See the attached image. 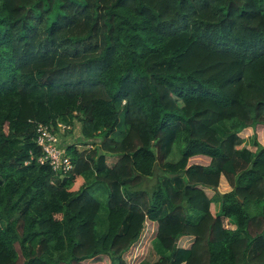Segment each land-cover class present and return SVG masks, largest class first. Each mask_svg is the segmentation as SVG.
<instances>
[{
	"label": "trees",
	"instance_id": "1",
	"mask_svg": "<svg viewBox=\"0 0 264 264\" xmlns=\"http://www.w3.org/2000/svg\"><path fill=\"white\" fill-rule=\"evenodd\" d=\"M76 122L60 178L36 127ZM259 125L264 0H0V264H264Z\"/></svg>",
	"mask_w": 264,
	"mask_h": 264
},
{
	"label": "built area",
	"instance_id": "2",
	"mask_svg": "<svg viewBox=\"0 0 264 264\" xmlns=\"http://www.w3.org/2000/svg\"><path fill=\"white\" fill-rule=\"evenodd\" d=\"M73 127L62 123L55 125L38 124L36 127L35 142L42 152V156L38 159L41 164H47L51 170L58 174L60 178L66 176L72 170V163L66 153V147H63V138L69 134ZM79 151H88L92 149L89 143L86 145L76 144ZM152 234L144 231L138 242L142 244L151 243ZM144 258V251L141 248L135 249L133 260L140 261Z\"/></svg>",
	"mask_w": 264,
	"mask_h": 264
},
{
	"label": "rangeland",
	"instance_id": "3",
	"mask_svg": "<svg viewBox=\"0 0 264 264\" xmlns=\"http://www.w3.org/2000/svg\"><path fill=\"white\" fill-rule=\"evenodd\" d=\"M76 122V129L75 127H73V129L71 130V132L69 134H71L72 138L70 140V142H74L73 144H81V135L79 134V129H80V123ZM79 127V129H78ZM241 136L242 138L245 140V144H243V146L239 147V149L241 148H247L251 151H254V147L251 146V140L252 138L255 136L256 137V140L257 142L264 147V130H263V126H257L255 127L254 129H246L244 130L242 133H241ZM98 141V140H97ZM64 142V141H63ZM63 147H65V145H63ZM179 156L176 155V156H171L169 158L170 161L172 160H176ZM207 162H208V158L206 159ZM110 161V160H109ZM207 162H198V161H192V160H189V165H192L194 163H198L200 165L202 164H207ZM224 189H220V192L221 193H226L223 191ZM105 202V201H104ZM211 211L213 212L214 211V207H211ZM155 225H153L154 227ZM227 227H230L229 225H227ZM151 228V227H149ZM138 248H142V249H145L144 251V258L141 259V261H148L150 263H153V262H156L157 260V257L155 255V253L152 251V248H151V243H147V244H142V246H139L137 245L135 248L134 246L131 248V250L128 252V254L124 257V260L127 262V263H132L134 264V260H133V251L135 249H138Z\"/></svg>",
	"mask_w": 264,
	"mask_h": 264
},
{
	"label": "crops",
	"instance_id": "4",
	"mask_svg": "<svg viewBox=\"0 0 264 264\" xmlns=\"http://www.w3.org/2000/svg\"><path fill=\"white\" fill-rule=\"evenodd\" d=\"M75 126H76V124H75ZM75 129H76V127H75ZM78 129H79V127H78ZM247 129H251V128H247ZM79 134H80V129H79ZM71 136H72L71 134H66L64 136V138H63L64 142L62 143V145L73 144L74 142H70V140L72 138ZM240 136H241V134H240ZM206 159H207L206 157L196 156V157L191 158L190 160H192V161L194 160V161L204 162L205 163V162H207ZM116 160H117V157H107V164L109 166H112V165H114V163H115ZM208 163H209V159H208L207 164H202V165L203 166H206V165H208ZM194 164H198V163H194ZM200 164H198V165H200ZM220 189H224L223 190L224 192L230 191V187L228 186V184L226 183V181L224 180V178H221V180H220V185H219V188H218V191L219 192H220ZM211 192L210 191H207V193L209 195H211ZM212 207H214V206H212ZM215 210L216 209L214 207L213 213L215 212ZM192 242H193V237L183 236V237H181V238L178 239V241H177V247L180 248V249H188L190 247V245L192 244Z\"/></svg>",
	"mask_w": 264,
	"mask_h": 264
}]
</instances>
